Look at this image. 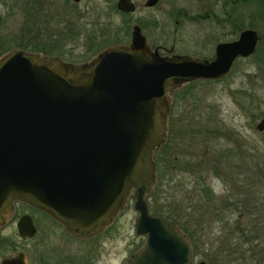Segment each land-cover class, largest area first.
<instances>
[{
	"label": "water",
	"instance_id": "water-1",
	"mask_svg": "<svg viewBox=\"0 0 264 264\" xmlns=\"http://www.w3.org/2000/svg\"><path fill=\"white\" fill-rule=\"evenodd\" d=\"M116 8L131 12L134 5L116 0ZM257 40L245 28L217 42L210 60L163 55L133 25L127 44L107 46L83 63L19 48L0 55V224L19 201L85 238L108 226L131 192L134 232L144 241L124 264H189L182 231L173 220L148 214L144 201L169 93L189 80L223 77L235 58L253 54ZM255 129L264 130V112ZM16 231L20 238L35 235L28 215L18 218ZM0 264H24L23 256Z\"/></svg>",
	"mask_w": 264,
	"mask_h": 264
},
{
	"label": "rangeland",
	"instance_id": "rangeland-1",
	"mask_svg": "<svg viewBox=\"0 0 264 264\" xmlns=\"http://www.w3.org/2000/svg\"><path fill=\"white\" fill-rule=\"evenodd\" d=\"M91 1L79 0L78 8L72 10L50 9L48 6V14L64 13L73 19L75 27L73 32L68 33L67 30H60L58 26L54 27L53 23H50L52 25L44 23L39 0H0V18L2 19L0 35L8 40V50L18 48L27 42H57L64 51V57L61 59L71 63L88 61L102 45L113 44L116 40L127 43L131 25L137 16L141 17L139 18L143 23L140 25L141 32L147 44L151 48L157 45L164 47L165 51L159 50V53L163 55L179 53L210 60L213 58L215 43L235 38V34L228 32V27L218 25L215 21L216 18L222 17L221 3L226 0H158L153 7L147 9L142 7L144 0H135V11L123 18L116 11H109L104 0H95L99 5L98 9L90 10L88 5ZM54 3H59V0H54ZM230 8L231 5L228 3L226 10L230 11ZM207 9H210L215 17L211 15L203 17ZM26 10H31L35 16H32L29 22H26L24 15ZM239 13L243 27H251L257 32L260 40L258 56L252 55L235 60L229 73L221 79H194L176 87L170 98L165 128L168 132V140L170 138L174 140V137L176 140L175 146L172 145L170 150L174 154L178 153L183 161L173 165L172 161H169L172 158L170 152L168 155L169 149L167 151L161 149L165 158L161 162L163 176L160 177L158 188L148 193L144 200L158 203L162 208L165 205L168 207L170 203H177L185 191L191 188L194 181V176L186 171L188 166L184 158L188 160L187 153L192 151L199 156L198 153L203 151L205 146L203 142L206 138L203 141V135L212 137L218 131H223V139L219 137L209 139L208 151L218 146H230L231 144L224 137H234L240 146L239 159L243 162L240 167L244 170L239 169L240 175L237 168L226 171L231 176L229 186H224L221 180L212 176V166H208L202 175L215 195H220L231 187L233 190L241 189L242 191L250 188L255 190L254 194L257 195L259 192L262 196L263 218H256L260 230L257 231V238L252 241V245L257 247L251 256L246 254L245 261L239 258L237 262L229 261L232 256L216 259L211 253L210 261L207 262L199 250L198 253H191L189 264H197L200 260L205 264H264V250L258 252L257 249L264 248V130L258 132L255 129L256 122L264 112V14H255L252 3L240 6V0ZM151 17H154L156 21L154 27L150 24ZM125 23H127V35L124 36ZM24 26L27 28L24 29ZM32 29L36 30L32 31ZM58 35L59 39L56 38ZM101 40L105 43L97 44V48L93 51H85L91 42L95 44L94 42ZM167 144L169 145V141ZM248 152L253 154L254 161L250 169L247 167ZM167 177L170 179L167 180ZM157 178L159 179V176ZM232 179H239L240 182L235 184ZM256 194L251 196L255 198L257 206L259 202H257ZM132 203L133 199L129 192L123 209L118 212L112 222L85 240H66L60 229L46 226L43 221L38 223L35 235L30 239L22 240L16 233L13 214L9 217V221L0 227V235L12 239L14 250L24 253L26 264L66 263L63 255L69 249L79 253L90 249L93 264H124L128 254L139 248L144 241V236L134 232L137 212L133 209ZM13 212L14 215L25 212L31 214L34 219L39 216L35 211L18 202L14 203ZM224 219L209 223L211 233L203 238L204 242L213 245L207 249L208 251H213L212 247L215 248V245L230 234L237 236V233L233 231L235 215L226 216ZM237 220L243 225L244 221L241 218ZM232 241L236 240L232 239ZM0 244H3L5 248L6 245L3 242ZM4 248L0 246L1 253L5 252Z\"/></svg>",
	"mask_w": 264,
	"mask_h": 264
},
{
	"label": "trees",
	"instance_id": "trees-1",
	"mask_svg": "<svg viewBox=\"0 0 264 264\" xmlns=\"http://www.w3.org/2000/svg\"><path fill=\"white\" fill-rule=\"evenodd\" d=\"M241 3L242 4L252 3V5H254L255 14L258 15H261L262 13L264 14L262 0H241ZM38 4H40V1L38 2ZM39 8L41 11L42 20L44 19L43 20L44 23H47L49 25H52L50 23H53L54 27L57 28L58 26L60 30H67L68 33L73 32L75 24L73 19L69 18V15H66L64 13L58 14L57 12L55 14L52 13L48 14L49 9L48 10L45 9L44 11V9L40 7V5ZM24 15L25 18L27 19L26 22H29L30 19H32V16H34V13L31 10L28 11L26 10L24 12ZM0 23H2L1 18H0ZM26 28L27 27L24 26V29ZM242 28H243V24L240 22L237 29L240 30ZM35 30L36 29H32V31ZM56 38L59 39V35ZM259 41L257 43V48L253 56H258L259 54V50H258V47L260 45ZM8 43H9L8 40H5L4 37L0 35V55H2V53L8 50L7 49ZM90 46L92 45L89 44V47ZM18 48H23L25 50L31 52H37L46 56L54 55L60 59L64 57L63 54L64 51L57 44V42H51V41L50 42L41 41L40 43L27 42L21 44L20 47ZM168 141L169 140H168V132H167L165 144L162 145L160 149H164L167 151ZM156 168L159 169L158 164ZM202 172L204 173V170ZM211 172H212V176L214 177L217 176L216 169H212ZM168 175L169 173L167 174V176ZM162 176L163 173H161L160 177ZM160 177L158 179L155 189H157ZM168 179H170V177H167V180ZM249 189L247 188V190H243V191L240 190L239 191L240 193L234 192L233 193L234 195L231 197L230 196L221 197L213 193L210 186L206 183L205 177L203 175H198V176L196 175L194 177L193 185L191 186V188L188 191H185V194L180 197L177 203H173V204L170 203L167 205L168 207L165 206V208H162L160 205L156 207H152L151 213L153 215L166 217L173 220L175 225L182 231L183 235L188 240L191 247V252L198 253V251L200 250V253L203 255V258H205L207 262L210 261L211 253L216 259H219L223 256L225 258H227V256L230 257L232 256V258H230L229 261L237 262L238 258L239 260L245 261L246 254H248V256H251L253 254V250L257 247V245H252V241L256 240L257 238V231L260 230L256 218H263L262 215L263 203L261 198L262 196L260 195L259 192L258 195L255 193L257 195L256 197L257 202H259V204H257L256 206L255 198L251 196V194L255 195L254 194L255 190L253 191V189H250L251 190L250 192ZM229 200L231 201L229 202ZM225 206H233L238 208L239 213L242 215L241 219L244 221L243 225L240 224V222H238L237 219L239 218H236V220L233 222V231L237 233V236L230 234L228 237H225L224 240H221L218 243V245H215V248L212 247L213 251H208L207 249H210L211 246L213 245L212 243L204 242L203 238L208 233H211L209 223L215 220L226 218L222 214L224 212ZM224 224L227 225L226 223ZM232 239H235L236 241H232ZM245 244L247 246H245ZM200 247L202 248L200 249ZM257 249L259 250L258 252L264 250L263 247ZM204 250L206 251L205 253L202 252Z\"/></svg>",
	"mask_w": 264,
	"mask_h": 264
},
{
	"label": "flooded vegetation",
	"instance_id": "flooded-vegetation-1",
	"mask_svg": "<svg viewBox=\"0 0 264 264\" xmlns=\"http://www.w3.org/2000/svg\"><path fill=\"white\" fill-rule=\"evenodd\" d=\"M40 1V7L42 8V9H44V8H48V6L50 7V9H60V8H69V9H77L78 8V4H79V0H59V3H57V4H55L54 3V0H39ZM104 2H105V5H106V8L110 11H116L118 14H120L121 16H122V18L123 17H125V16H128V15H130V14H132L134 11H135V9H136V7H135V0H131V2H132V4L134 5V9H133V11H131V12H123V11H119L117 8H116V0H104ZM145 2H146V0H144L143 1V3H142V7H144V8H151V7H153L157 2H158V0H156L155 1V3L154 4H152V5H145ZM228 3L231 5V8H230V11L229 10H226V6L228 5ZM241 0H240V6H241ZM221 5H222V13H223V15H222V17L221 18H216V23L218 24V25H222V26H225V27H228V32L229 33H231V34H235L234 35V37L236 38L237 37V35H238V33L242 30V29H245V28H251V27H243L242 29H237V27H238V25H239V23L241 22L242 23V21H241V14L239 13V0H226V2H222L221 3ZM89 9L90 10H97L98 9V3L95 1V0H92L90 3H89ZM262 6H263V8H264V0H262ZM84 9V8H83ZM62 10V9H61ZM178 13V12H177ZM182 14L183 15H185V13L182 11ZM212 16V17H215L213 14H212V12H210V9H207L206 11H205V13H204V15H203V17H208V16ZM139 18H141V17H135L134 18V22H133V24L131 25V27L133 26V25H138L139 26V28H140V31H141V27H140V25H142L143 23L141 22V20H139ZM155 23H156V21H155V18L154 17H151L150 18V24H151V26H153L154 27V25H155ZM125 25V29H124V33H123V35L125 36V35H127V30H126V27H127V23H125L124 24ZM251 26V25H250ZM252 29V28H251ZM254 30V29H253ZM130 31H131V29H130ZM255 31V30H254ZM256 32V31H255ZM142 33V32H141ZM256 34H257V32H256ZM142 35L144 36V34L142 33ZM257 37H258V35H257ZM129 38H130V32H129ZM144 38H145V36H144ZM234 38V39H235ZM231 40H233V39H231ZM129 41V40H128ZM227 41H230V40H227ZM258 41H259V37H258V40H257V43H258ZM103 42V43H102ZM145 42H146V38H145ZM220 42V41H219ZM95 44H93V42H91V44H92V46H88L86 49H85V51L87 52V51H93L95 48H97L96 47V45L97 44H100V43H102V44H104L105 42H104V40H101V41H97V42H94ZM117 43H120V44H127V43H121V41L119 42V41H114L113 42V44H117ZM113 44H109V45H102L101 47H100V49H99V51L100 50H102L103 48H105V47H107V46H111V45H113ZM146 44H147V42H146ZM216 44V43H215ZM147 46L149 47V49L150 50H152L154 47H157L158 48V53H159V50H164V47H161V46H159V45H157V46H154V47H150L148 44H147ZM214 48V47H213ZM256 48H257V44H256V47H255V50H256ZM98 51V52H99ZM165 51V50H164ZM97 52V53H98ZM255 52V51H254ZM254 52H253V54H254ZM96 53V54H97ZM160 54V53H159ZM168 54H170V53H168ZM253 54H251L250 56H252ZM250 56H247V57H237V58H235V60H237V59H239V58H241V59H245V58H248V57H250ZM63 60V59H62ZM235 60L233 61V64H234V62H235ZM84 62H86V61H84ZM232 64V65H233ZM231 68H232V66H231ZM231 68H230V70H231ZM229 70V71H230ZM229 73V72H228ZM227 73V74H228ZM226 74V75H227ZM226 75H224L223 77H225ZM223 77H220L219 79H221V78H223ZM205 80H213V79H205ZM215 80H217V79H215ZM178 86V85H177ZM176 86V87H177ZM176 87L169 93V97L171 98L172 97V94H173V92L176 90ZM170 102H171V99H170ZM170 106V105H169ZM167 118V117H166ZM206 131V130H205ZM166 134H167V131H166V128H165V133H164V137H163V141L159 144V146H157L154 150H153V152H152V156H151V159H152V161H153V185L151 186V188L148 190V192L146 193V195H148V193H150L152 190H155V187H156V185H157V182H158V178H157V176H159L160 177V175H161V169H162V163L161 162H163V160L165 159L164 157H163V150L161 151V149H160V147L162 146V145H164L165 144V140H166ZM217 137H219V138H222L223 139V131H218L217 132V134L216 135H214V136H212V137H207V136H205V135H203V141H204V138H206L205 139V141L203 142L204 144H205V146H204V150L203 151H201L200 153H198V155L199 156H196V154H194V153H192V151H190L189 153H187V156H188V160H186L185 158H184V162L186 163V165L188 166V168H187V172L188 173H190L192 176H198V175H202L203 174V170H206L207 169V167L208 166H212L213 167V169H216V171H217V176H216V178H218L219 180H221L222 181V183H223V185L224 186H226V185H228L229 186V184H230V181H231V176L228 174V172H226L227 170H235L236 168L239 170V169H241L242 167H240L241 165H243V162H241L240 161V159H239V156H240V150H239V144L237 143V141H236V139L234 138V137H224L225 138V140L226 141H229L228 143L229 144H231V145H233L232 147H230V146H218V147H216V148H211V149H209L210 151H208V149H207V144H208V141H209V139L211 138V139H214V138H217ZM175 137H174V140H173V138H170L169 139V145H168V149H169V151H168V155H169V152L171 153V155H172V158L169 160V161H172V164L174 165L175 163H177V162H179V161H181L182 159H180V157L178 156V153L177 154H174L173 152H172V150H170V148L172 147V145H173V147L175 146ZM158 161V162H156V161ZM183 161V160H182ZM188 162V163H187ZM247 162H248V164H247V167H248V169H250V167H252L253 165H254V161H253V154L252 153H250V152H248L247 153ZM157 164H158V166H159V169H157L156 168V166H157ZM176 165V164H175ZM227 165V166H226ZM228 165H230L229 167H228ZM174 167V166H173ZM241 170H244V169H241ZM241 170H239L238 171V174L240 175V173H241ZM159 172V173H158ZM163 173V172H162ZM194 179V178H193ZM233 180V179H232ZM233 182L235 183V184H237L238 182H240V180L239 179H234L233 180ZM229 183V184H228ZM193 185V184H192ZM231 187V186H230ZM157 188H158V186H157ZM230 190V191H229ZM241 189H236V190H233L232 189V187H231V189L230 188H228L227 189V191L226 192H224V193H222V194H220L219 196H221V197H223V196H233L234 194V192H236V193H240L239 191H240ZM145 195V196H146ZM145 196H144V198H145ZM145 201V204H146V209H147V213L148 214H150V215H153L152 213H151V208H152V206L153 205H155L154 207H156V206H158L159 204L158 203H155V202H153L152 203V201H146V200H144ZM231 200H229V202H230ZM16 202H18V203H20L21 205H23V206H25V207H28V208H30L31 210H33V211H35L36 213H37V215H39L40 216V218H39V216H38V218L36 219H34L33 217H32V215L31 214H28V213H25V212H23V213H19V214H15L14 215V212H13V205H14V203H16ZM157 202V201H156ZM176 203V202H175ZM166 206V205H165ZM164 206V207H165ZM163 207V208H164ZM13 212V213H12ZM13 214V215H12ZM118 214V213H117ZM116 214V215H117ZM225 217L226 216H232V215H235V218H241V214L239 213V211H238V208L237 207H233V206H225L224 207V212L222 213ZM12 215V217L14 218L15 217V220H14V225H15V230H16V222H17V220H18V218L20 217V216H22V215H28L30 218H31V221H32V223H33V225H34V227H35V233L37 232V229H38V223L39 222H41V221H43V223L44 224H46V226H52V227H54V228H58V229H60V231H61V234H62V236L66 239V240H72V241H75V240H85V239H87V238H89V236L91 237L92 235H89V236H87V237H85V238H79V237H74V236H71L65 229H64V227L60 224V223H58L56 220H54L53 218H51L48 214H46L45 212H43V211H41V210H39V209H37V208H34V207H32V206H30V205H28V204H26V203H23V202H19V201H12V203H11V209H10V212H9V214L7 215V217H6V219H5V221H3V223H1L0 224V227L2 226V225H4V224H6V222L7 221H9V217ZM115 215V216H116ZM114 216V217H115ZM114 217L112 218V220L114 219ZM161 217V216H160ZM164 218H166V217H164ZM170 219V218H169ZM37 220H38V222H37ZM16 233H17V231H16ZM18 235V234H17ZM19 237V236H18ZM20 238V237H19ZM31 237H29V238H20V239H22V240H26V239H30ZM1 242H3L6 246H5V248H4V245L3 244H0V246H1V248L3 249H5V252H3V253H1L0 254V262H1V260L2 259H4V258H9L10 256H13V255H15V254H17V253H21L22 254V256H23V260H24V264H26L25 263V258H24V253L22 252V251H17V250H14V248H13V244H12V239L10 238V237H7V236H2V235H0V243ZM138 248V247H137ZM136 248V249H137ZM46 249V248H45ZM136 249H134L131 253H129L128 254V258L135 252V250ZM90 249H86V250H84L83 251V253H79V252H76V251H74V249H73V251H71L70 249H69V251H66L65 253H64V259H65V261H66V263H68V264H93L92 263V254L90 253V251H89ZM127 258V259H128ZM127 259L125 260V262L127 261ZM76 261H78V262H76ZM66 263H62V264H66ZM190 263V262H189Z\"/></svg>",
	"mask_w": 264,
	"mask_h": 264
}]
</instances>
